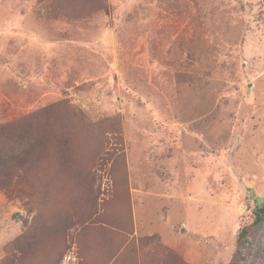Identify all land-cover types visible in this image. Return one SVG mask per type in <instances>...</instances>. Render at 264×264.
<instances>
[{
	"label": "rangeland",
	"instance_id": "rangeland-1",
	"mask_svg": "<svg viewBox=\"0 0 264 264\" xmlns=\"http://www.w3.org/2000/svg\"><path fill=\"white\" fill-rule=\"evenodd\" d=\"M29 113L0 264H264V218L235 242L264 198V0H0V125Z\"/></svg>",
	"mask_w": 264,
	"mask_h": 264
},
{
	"label": "trees",
	"instance_id": "trees-1",
	"mask_svg": "<svg viewBox=\"0 0 264 264\" xmlns=\"http://www.w3.org/2000/svg\"><path fill=\"white\" fill-rule=\"evenodd\" d=\"M36 116L37 115L35 113H29V115L26 117L0 125V189H4L5 191L9 192L13 189H18L20 186L18 183L13 186V172L15 170L20 171L22 169V167L17 163L20 161V159L24 161L27 147H29V150L30 148H33L32 145H29V142L27 145L26 143H24V145L18 148L19 142L22 141V135H24V137H31V135L34 134L33 139L36 140L37 146L41 142V140L37 139L36 135H41V133L46 132L48 129V125L45 124L48 121L45 119H40ZM21 123H24L25 125L21 126ZM21 132L24 133L20 135ZM19 175L21 178H24L25 182L28 184V180L26 178L27 174L22 173ZM59 178L63 179V176L60 175ZM86 202L89 204L90 199H86ZM252 214L254 216L253 221L249 225L241 228V230L238 231L235 241L237 244L241 243V241H243L263 220L264 198L255 199V206L252 210ZM234 255H236V253L233 254V257Z\"/></svg>",
	"mask_w": 264,
	"mask_h": 264
}]
</instances>
